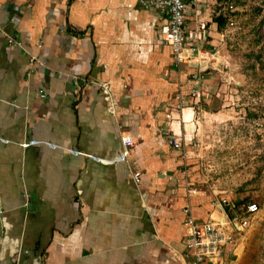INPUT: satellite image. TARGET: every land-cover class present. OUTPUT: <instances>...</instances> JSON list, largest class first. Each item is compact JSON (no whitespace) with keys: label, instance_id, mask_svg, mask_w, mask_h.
Segmentation results:
<instances>
[{"label":"crops","instance_id":"1","mask_svg":"<svg viewBox=\"0 0 264 264\" xmlns=\"http://www.w3.org/2000/svg\"><path fill=\"white\" fill-rule=\"evenodd\" d=\"M137 1L0 0V264H186L183 209L203 220L213 210L201 193L182 188L175 160L159 151L174 149L151 112L153 121H144L139 103L132 102L137 117L101 84L119 68L117 39L138 43L142 25H160ZM30 55L38 59L33 76ZM71 77L80 81L78 95ZM125 136L130 155L114 163ZM29 140L40 144L22 148ZM250 228L237 255H226L229 264L250 260V252L238 253Z\"/></svg>","mask_w":264,"mask_h":264},{"label":"rangeland","instance_id":"2","mask_svg":"<svg viewBox=\"0 0 264 264\" xmlns=\"http://www.w3.org/2000/svg\"><path fill=\"white\" fill-rule=\"evenodd\" d=\"M199 13L210 43L208 62H214L206 70L174 64L154 21L142 25L138 43L117 39L124 52L102 89L137 117L134 103L147 121L151 112L163 144L180 139V150L159 151L175 160L186 193H201L211 210L219 197L237 208L258 205L238 253H251L247 264H264V0H202ZM190 110L191 121L182 123Z\"/></svg>","mask_w":264,"mask_h":264},{"label":"built area","instance_id":"3","mask_svg":"<svg viewBox=\"0 0 264 264\" xmlns=\"http://www.w3.org/2000/svg\"><path fill=\"white\" fill-rule=\"evenodd\" d=\"M138 2L143 4L147 10L156 13L160 22L158 36L163 46L169 50L173 63L201 72L206 70L202 64L208 62L210 54L205 48L210 43L208 42L206 25L197 19L202 0H138ZM192 16L195 18L194 28L189 26ZM7 43L10 47L19 46L12 37H7ZM40 47L41 43L37 44V48ZM37 65L38 59L30 55L28 76L37 73ZM70 84L72 86L71 93L73 95L80 94L79 79L71 77ZM39 97L43 100L47 99V91L40 88ZM121 142L122 151L112 161L114 163L125 162L130 155L133 145L131 137H122ZM39 144L40 142L36 140H29L22 143L21 147L26 149ZM43 144L51 149H57L56 145ZM169 145L174 150L181 149V141L175 136L170 137ZM66 152L74 156L99 161L98 158L77 150L67 149ZM140 179L141 174L139 172L132 175L135 184H138ZM219 198L212 214L205 220L196 219L189 207L183 209L186 228V264H229L226 255H237L243 234L251 227L259 213V207L254 202L237 208L228 199Z\"/></svg>","mask_w":264,"mask_h":264},{"label":"trees","instance_id":"4","mask_svg":"<svg viewBox=\"0 0 264 264\" xmlns=\"http://www.w3.org/2000/svg\"><path fill=\"white\" fill-rule=\"evenodd\" d=\"M215 23H216L219 27L222 26L223 23H224V18H223L222 16L217 17V18L215 19Z\"/></svg>","mask_w":264,"mask_h":264}]
</instances>
